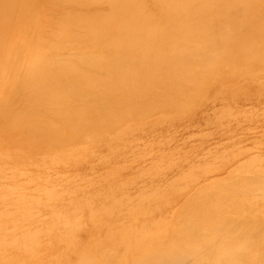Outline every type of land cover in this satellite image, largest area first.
<instances>
[{"label":"rangeland","instance_id":"374dc122","mask_svg":"<svg viewBox=\"0 0 264 264\" xmlns=\"http://www.w3.org/2000/svg\"><path fill=\"white\" fill-rule=\"evenodd\" d=\"M247 1L252 2L254 9L251 24L245 23L242 32L264 17V0H242L241 4L248 5ZM241 4L232 7L235 18L244 16ZM10 15L8 8H0V37H6L8 44L24 36L17 30L13 34L2 29L3 21ZM45 19L44 23H49ZM212 40L207 49L201 39L194 38L188 45L190 50L184 53H207L213 44H218ZM87 43L79 39L60 50L75 59L83 54L109 52L105 47ZM168 48L167 56L183 53ZM220 53L205 73L203 66L189 67L192 77L188 74V80L186 76L181 78L185 82L172 92L179 95V106L157 104L138 114L131 109L140 104L138 100L129 102L134 103L128 106L134 113L132 116L120 117L116 111L123 113V105L127 108L128 104L121 101L120 108L116 100L111 112L120 120L103 126L99 134L78 135L68 129L66 119L56 116L50 119L56 121H51V125L61 128L69 139H44L35 131L38 124L46 128L52 127L50 123L45 125L38 118L30 120L33 116L29 109H19L24 115V126L0 131V264H143L146 250L156 249L152 254H158L170 251L176 243L180 244L176 248L191 250L193 254L180 264H193L195 258H202L201 264H264V191L258 186L264 184V55L259 57L262 62L243 61V64L237 54ZM19 59V55L0 59V106L15 105L19 99L14 97L12 86L16 87V83L18 86L23 81L21 77L28 74L16 76V70L32 66L28 59ZM237 62L240 66H235ZM197 68L204 75L198 74ZM10 70H14V75ZM106 71L100 68L96 72L107 78ZM197 74L203 76L199 78ZM205 74L210 77L204 78ZM149 83L152 80L144 83L146 87L141 90L146 99L152 96L155 87ZM185 86L191 89L184 94ZM7 88L8 91L11 88L9 92ZM158 88L155 90L159 95L170 94L165 93L170 92L166 87L161 91ZM74 115L69 111L67 118L73 120ZM245 177L258 178L254 186L260 189L255 197V194L236 195L237 198L228 196L234 198L220 200L226 210L219 213L222 215L219 220H225L221 225L217 222L221 232L203 226L196 230L200 233L188 229L193 232L189 233L180 226L187 214L182 215L184 206L200 190L211 194L217 191L214 186L218 182L223 181L222 185L219 183L222 188L227 183L244 181ZM209 186L213 190L207 189ZM194 237L199 240L190 241ZM85 251L84 260L81 254ZM100 257L101 260L97 259Z\"/></svg>","mask_w":264,"mask_h":264},{"label":"bare ground","instance_id":"6f19581e","mask_svg":"<svg viewBox=\"0 0 264 264\" xmlns=\"http://www.w3.org/2000/svg\"><path fill=\"white\" fill-rule=\"evenodd\" d=\"M241 2L242 0H0V8H8L12 12V15L3 21L2 29L12 31V33L13 30H17V33L20 32L22 36L24 35L21 39H14L9 44L6 37H0V59H6L10 55H15V57L19 55L21 59L25 58L29 60V66L32 65L25 68L23 64H20V66H23L21 70L13 68L16 70V76L19 74L22 76L21 74L24 73L28 75L25 74V77L24 75L21 77L23 81L18 85L19 87L17 83L16 87L12 86L14 97L16 99V96L19 97L15 105L14 103L10 105V103L7 106L5 104V106H0V131H8L10 128H22L24 126V115L21 114L22 111L20 110L27 108L31 116H33L30 120H37L38 118L39 122L42 121L45 122V125L46 123H50L51 125V121L53 120L50 121V119L58 116L62 117L63 120L66 119L64 123L68 126V129L70 128L78 135H88L91 132L99 134L101 132L99 130L103 126L109 127L120 120V118L117 120V115L111 112L116 100L119 105L124 100L128 104L127 108L123 105V108H125L123 113H120L119 109L116 111L120 117H122L121 114H124L125 117H130L134 114L133 111L140 112L153 109L157 104L161 106L178 104L177 106H179V95H174L172 92L177 88L180 89L179 87L184 81H181V78L186 76L188 80V76L192 77L189 73V70L192 69L189 67L192 64L193 67L196 65H199V67L203 66L205 71L201 70L205 73L207 71L206 68H212L211 65L220 57L218 56L220 51H228L232 53L231 56L237 54L241 57L242 62H262L263 58L261 60L259 57L264 55V17L262 16L261 20L257 21L259 23H253L254 27L248 31H245L248 25L246 28L244 27L245 32H242V27L245 23L251 24L252 17L250 15L254 6L253 8L251 7L252 2L250 1L246 2L248 5L241 4ZM240 4L241 6L243 5L244 16L243 18L240 16L235 18L236 12L232 10V7H237ZM260 5L263 7L262 3ZM103 7L106 10L102 9ZM238 9L241 10L240 8ZM47 16L52 18L50 19L51 21L45 19L48 18ZM257 16L259 17L258 14ZM44 19L49 23H44ZM194 38L201 39L207 49L210 46L208 44L210 39H214L212 41L215 43L217 40L218 44H213V47L207 53L201 52L202 54H200V51L198 53L190 51L185 54V50H190L188 45L191 44ZM79 39H85L88 42L87 44L93 46L105 47L109 52L81 54L82 56L77 59L71 57L69 54L66 56L62 54L60 49L68 48L66 46ZM168 47H171V50L172 48L179 49L183 53L167 56L166 53L170 51ZM10 60L9 62H11ZM19 60L16 62H19ZM232 60L236 62L235 58ZM14 61L12 60L13 63ZM236 64L235 66H240L238 62ZM215 66L213 65L214 68ZM10 68L12 69V67ZM100 68L107 70L106 73L108 72L109 75L107 78L102 77L103 74L101 76V74L96 72ZM201 70L196 72L200 74ZM214 71H217V69L215 68ZM12 73L11 75H14ZM193 73L195 74V72ZM204 73L201 74L204 75ZM198 74L197 77L199 78L203 76H199ZM207 76L205 74L204 78ZM4 77L6 78L5 75ZM151 80L152 84H149L151 87L154 84L155 87L152 88V96L146 99V95L142 94L144 91L141 90L146 87L144 83ZM10 81L13 80L11 79ZM17 82L19 83V80ZM158 87L161 89L162 87H166L170 92L165 93L170 94L165 97L162 94L159 95V92L155 90ZM161 89L159 90L161 91ZM190 89L189 86H185V90L181 89V91L184 90L185 94L186 92H190ZM117 97H124V99L120 100L119 98L118 100ZM7 98L4 99L7 100ZM138 100L140 104L136 106L133 105L134 103H129ZM131 105L134 106L131 108L133 111L128 109V106L131 107ZM114 108L116 109L117 107ZM69 111H73L76 118L74 117L73 120L68 119ZM39 116H44V119ZM53 122H56L55 119ZM30 126L29 128H31ZM43 128L44 124L42 127L38 124L35 132L41 133L44 139L46 137H50L51 140L56 137L58 139H69V135H63L60 130L61 128L53 126ZM64 129L67 132V128ZM26 130L27 132L29 131L28 129ZM23 132L21 135H24ZM27 136L26 134L25 137ZM237 179L239 178L235 180ZM256 179L258 178L250 179V177H245L244 181L233 184L225 183L227 187L223 184L225 187L223 186L222 188L219 185L223 181L218 182L215 186L213 185L217 191L211 194L203 193L205 189L200 190L198 192L200 194H197L198 196L196 195V198H193L191 202L189 201L190 203L186 207L184 206L183 209L185 211L182 210V215L185 212L187 214L183 215V222L180 226L194 233L197 228H203V226H207L212 231H220L217 222H221L219 223L221 225L223 220H219L221 215L219 213L221 210L223 212L226 211L222 209V201L220 200L232 199L234 197L228 196L236 197V195L249 197V195L255 194L253 195L255 197L260 188L264 191V184L258 183ZM255 182L258 183V186L261 185L259 186L260 188L257 185H255V188ZM212 187L209 186L207 189H212ZM253 196L250 198H253ZM217 202L220 203V208L216 205ZM248 204L250 205V203ZM235 205L237 206V204ZM239 218L242 219L240 216ZM177 222L180 223L178 219ZM174 227H177L176 224ZM189 230L187 232L193 233ZM179 231L181 232V228ZM182 232L184 233V230ZM191 236L193 235L191 234ZM202 238L203 236L200 239ZM183 239L187 238L184 237ZM195 239L194 237L190 241L199 240ZM230 239L233 240L232 238ZM150 240L152 239L150 238ZM176 244V247L180 245ZM176 247H168L171 249L170 251L166 250L158 254H152V251L156 249L152 251L146 250L143 264H180L187 256L189 257L192 254L191 250L184 251V248ZM85 254H87L86 251L84 254H81L84 260L83 255ZM240 256L238 257L240 258ZM101 257L104 258V256ZM101 257L97 259L101 260ZM201 259L195 258V262L192 261V263L201 264L203 261ZM93 264L100 263L96 262Z\"/></svg>","mask_w":264,"mask_h":264}]
</instances>
